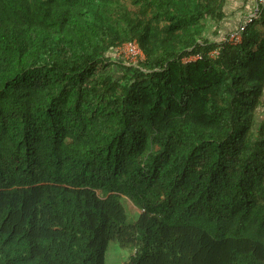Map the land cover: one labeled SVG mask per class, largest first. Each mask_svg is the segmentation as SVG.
Listing matches in <instances>:
<instances>
[{
	"label": "trees",
	"instance_id": "1",
	"mask_svg": "<svg viewBox=\"0 0 264 264\" xmlns=\"http://www.w3.org/2000/svg\"><path fill=\"white\" fill-rule=\"evenodd\" d=\"M225 3L0 0V264H264V12L213 59Z\"/></svg>",
	"mask_w": 264,
	"mask_h": 264
},
{
	"label": "built area",
	"instance_id": "2",
	"mask_svg": "<svg viewBox=\"0 0 264 264\" xmlns=\"http://www.w3.org/2000/svg\"><path fill=\"white\" fill-rule=\"evenodd\" d=\"M260 8L264 6V0H258ZM257 14L251 15L246 18L243 24L232 32H229L222 39L217 42V47L208 52V56L210 58L216 59L221 54L222 49L226 45H237L243 41V34L247 30L248 26L253 23L257 19V15L260 14V9ZM116 55L118 59L122 60V62L128 66L139 67V63L146 58L145 52L143 51L140 43L137 40L128 41L123 44H120L117 47ZM205 54L203 53H192L185 54L182 57V62L185 64H189L198 60H202Z\"/></svg>",
	"mask_w": 264,
	"mask_h": 264
},
{
	"label": "crops",
	"instance_id": "3",
	"mask_svg": "<svg viewBox=\"0 0 264 264\" xmlns=\"http://www.w3.org/2000/svg\"><path fill=\"white\" fill-rule=\"evenodd\" d=\"M260 5L258 0H226L224 5V17L216 23L209 24L205 36L212 42H219L223 36L237 30L244 23L247 17L256 15ZM260 14L256 20H260L264 12V6L260 8Z\"/></svg>",
	"mask_w": 264,
	"mask_h": 264
},
{
	"label": "rangeland",
	"instance_id": "4",
	"mask_svg": "<svg viewBox=\"0 0 264 264\" xmlns=\"http://www.w3.org/2000/svg\"><path fill=\"white\" fill-rule=\"evenodd\" d=\"M124 204L134 217L137 215V212L141 211V209L130 199H125ZM133 254L134 252L130 249L122 248L118 243H111L109 250L106 253V264H127Z\"/></svg>",
	"mask_w": 264,
	"mask_h": 264
}]
</instances>
